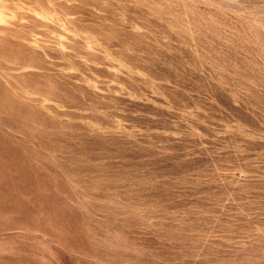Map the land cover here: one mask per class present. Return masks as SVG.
<instances>
[{
  "label": "rangeland",
  "instance_id": "374dc122",
  "mask_svg": "<svg viewBox=\"0 0 264 264\" xmlns=\"http://www.w3.org/2000/svg\"><path fill=\"white\" fill-rule=\"evenodd\" d=\"M0 264H264V0H0Z\"/></svg>",
  "mask_w": 264,
  "mask_h": 264
}]
</instances>
